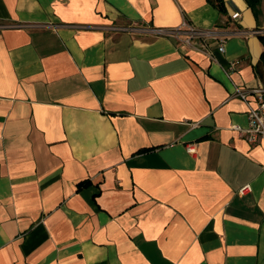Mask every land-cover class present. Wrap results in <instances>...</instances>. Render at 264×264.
I'll use <instances>...</instances> for the list:
<instances>
[{
    "label": "crops",
    "instance_id": "obj_1",
    "mask_svg": "<svg viewBox=\"0 0 264 264\" xmlns=\"http://www.w3.org/2000/svg\"><path fill=\"white\" fill-rule=\"evenodd\" d=\"M185 22L213 36L158 33ZM234 84L264 85V0H0V264H264Z\"/></svg>",
    "mask_w": 264,
    "mask_h": 264
},
{
    "label": "built area",
    "instance_id": "obj_2",
    "mask_svg": "<svg viewBox=\"0 0 264 264\" xmlns=\"http://www.w3.org/2000/svg\"><path fill=\"white\" fill-rule=\"evenodd\" d=\"M239 17L240 13L238 12L233 15L235 19ZM158 33L178 40L183 47L192 45L194 40H199L201 38L205 40L213 36V32H203L186 22L181 27L171 30H159ZM201 49L207 51L205 45H203ZM219 51H225L224 44L219 47ZM234 64L235 63H232L229 67L230 72L233 71ZM233 95L241 98L247 104V115L249 119L246 128L241 126H234V128L242 137L251 143L264 141V85L258 84L255 87L248 88L234 84ZM249 96H252V99H250ZM186 150L190 154H195L197 152L196 144H186Z\"/></svg>",
    "mask_w": 264,
    "mask_h": 264
},
{
    "label": "trees",
    "instance_id": "obj_3",
    "mask_svg": "<svg viewBox=\"0 0 264 264\" xmlns=\"http://www.w3.org/2000/svg\"><path fill=\"white\" fill-rule=\"evenodd\" d=\"M251 1H258V0H251Z\"/></svg>",
    "mask_w": 264,
    "mask_h": 264
}]
</instances>
